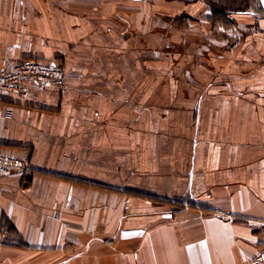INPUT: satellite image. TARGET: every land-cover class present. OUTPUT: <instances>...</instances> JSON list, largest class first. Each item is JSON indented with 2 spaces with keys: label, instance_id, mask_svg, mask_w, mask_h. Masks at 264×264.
<instances>
[{
  "label": "crops",
  "instance_id": "crops-1",
  "mask_svg": "<svg viewBox=\"0 0 264 264\" xmlns=\"http://www.w3.org/2000/svg\"><path fill=\"white\" fill-rule=\"evenodd\" d=\"M182 1L0 0V70L37 59L66 74L0 98V147L30 169L0 176V264L264 251V15L217 32L203 15L188 47L172 24L199 5Z\"/></svg>",
  "mask_w": 264,
  "mask_h": 264
},
{
  "label": "built area",
  "instance_id": "built-area-1",
  "mask_svg": "<svg viewBox=\"0 0 264 264\" xmlns=\"http://www.w3.org/2000/svg\"><path fill=\"white\" fill-rule=\"evenodd\" d=\"M65 83L66 74L60 65L37 59L21 60L10 70H0V98L6 95L27 98L33 90H43L47 86L62 88ZM29 172L26 160L8 155L0 147V176ZM249 264H264V251L256 254Z\"/></svg>",
  "mask_w": 264,
  "mask_h": 264
},
{
  "label": "rangeland",
  "instance_id": "rangeland-1",
  "mask_svg": "<svg viewBox=\"0 0 264 264\" xmlns=\"http://www.w3.org/2000/svg\"><path fill=\"white\" fill-rule=\"evenodd\" d=\"M177 2L180 3V1H177ZM182 2L188 3L190 7L191 5H195V3L199 5V9H196L194 11L190 10V12L192 13L189 14L188 17L181 16L179 17V19L176 20L175 23L172 24L173 30L181 29L183 31L184 29V30L190 31L191 39L189 38V40L187 41V44L185 43L184 37L180 36V39H182V42H180V44L182 43L181 45L184 46V48H185V44L188 47H192V46L194 47L195 46L194 44H199L201 42L200 36L197 37L196 35V34H199V29H197L198 31L196 30L197 33H195L194 31L196 28H199V26L198 27L195 26V22L199 23V25L203 23V18H204L203 15L206 16V14H208L209 21L212 22L211 28L213 29L214 32H217L220 27L222 28L224 27L225 29L227 28L223 24V22L220 23L217 20V18L219 19L220 16H217L216 18L215 14L219 12H223L226 18L228 17V14H243L247 11H254L259 14L264 15V10L262 9L260 5L259 0H183ZM236 10L238 11L230 12V11H236ZM227 19L230 23L235 24V20H231L229 18ZM228 21L226 23H228ZM161 31L163 32V30ZM177 44H179V41L175 45ZM205 44H207V42Z\"/></svg>",
  "mask_w": 264,
  "mask_h": 264
},
{
  "label": "trees",
  "instance_id": "trees-1",
  "mask_svg": "<svg viewBox=\"0 0 264 264\" xmlns=\"http://www.w3.org/2000/svg\"><path fill=\"white\" fill-rule=\"evenodd\" d=\"M237 11H238V10H236V11H230V12H237ZM215 13H217V12H215ZM225 14H226V13H225ZM215 16H216V18H217V16H220L219 19L217 18V20H218L220 23L223 22L224 25H228V24H229V22L226 23L228 20L226 19V16L224 15L223 12H219V13L215 14Z\"/></svg>",
  "mask_w": 264,
  "mask_h": 264
},
{
  "label": "water",
  "instance_id": "water-1",
  "mask_svg": "<svg viewBox=\"0 0 264 264\" xmlns=\"http://www.w3.org/2000/svg\"><path fill=\"white\" fill-rule=\"evenodd\" d=\"M260 1V5L262 7V9L264 10V0H259Z\"/></svg>",
  "mask_w": 264,
  "mask_h": 264
}]
</instances>
